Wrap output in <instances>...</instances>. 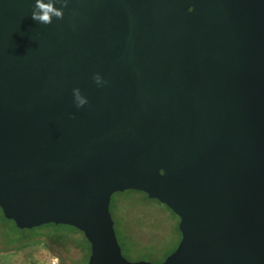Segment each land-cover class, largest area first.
Here are the masks:
<instances>
[{
	"label": "water",
	"instance_id": "water-1",
	"mask_svg": "<svg viewBox=\"0 0 264 264\" xmlns=\"http://www.w3.org/2000/svg\"><path fill=\"white\" fill-rule=\"evenodd\" d=\"M34 6L0 0L5 218L77 228L89 264H264V0H69L48 25ZM127 190L180 219L161 263L123 254Z\"/></svg>",
	"mask_w": 264,
	"mask_h": 264
},
{
	"label": "rangeland",
	"instance_id": "rangeland-1",
	"mask_svg": "<svg viewBox=\"0 0 264 264\" xmlns=\"http://www.w3.org/2000/svg\"><path fill=\"white\" fill-rule=\"evenodd\" d=\"M112 204L116 233L128 260L161 263L177 248V220L166 206L134 193L116 194ZM0 264H89V244L82 231L71 227L19 229L1 219L0 211Z\"/></svg>",
	"mask_w": 264,
	"mask_h": 264
},
{
	"label": "clouds",
	"instance_id": "clouds-1",
	"mask_svg": "<svg viewBox=\"0 0 264 264\" xmlns=\"http://www.w3.org/2000/svg\"><path fill=\"white\" fill-rule=\"evenodd\" d=\"M61 3V7L55 6ZM69 0H35V6L31 12L32 18L41 24L48 25L53 22V19H63L64 7L67 6ZM93 80L97 86L106 84V80L99 73L93 74ZM73 102L77 108H82L88 104V98L83 94L79 87L72 89Z\"/></svg>",
	"mask_w": 264,
	"mask_h": 264
},
{
	"label": "trees",
	"instance_id": "trees-1",
	"mask_svg": "<svg viewBox=\"0 0 264 264\" xmlns=\"http://www.w3.org/2000/svg\"><path fill=\"white\" fill-rule=\"evenodd\" d=\"M120 193H134V194H143L144 196H145V198H146V202H148V200H150V201H157V200H155V199H150L149 197H148V195L147 194H145L144 192H140V191H135V190H127V191H124V192H120ZM116 194H119V193H116ZM116 194H114L113 195V197H112V200H113V198L115 197V195ZM157 202H159V201H157ZM162 204V203H161ZM112 201H111V205H110V210H111V212H112ZM164 205V204H163ZM165 206V205H164ZM167 207V206H166ZM115 208H117L116 206H115ZM168 208V207H167ZM169 209V208H168ZM170 210V209H169ZM0 211H1V219H3V220H5V221H8V222H11V223H13L14 225H16L15 224V222L14 221H12V220H9V219H7V218H5V216H4V214H3V212H2V210H1V208H0ZM171 211V210H170ZM171 217L172 218H174V219H176L177 220V222H176V224H175V226L173 227V231L175 232V233H177V235H179L180 236V240H181V233H180V231H179V227H178V223H179V221H180V219H179V217L174 213V212H172L171 211ZM113 216V215H112ZM48 226H66V227H71V228H73V229H77V228H75V227H72V226H69V225H56V224H53V223H50V224H46V225H42V226H40V227H48ZM35 228H37V227H35ZM20 229V228H19ZM88 241V240H87ZM180 242V241H179ZM88 244H89V258H90V255H91V246H90V243L88 242ZM178 246V245H177ZM176 249V248H175ZM174 249V250H175Z\"/></svg>",
	"mask_w": 264,
	"mask_h": 264
}]
</instances>
